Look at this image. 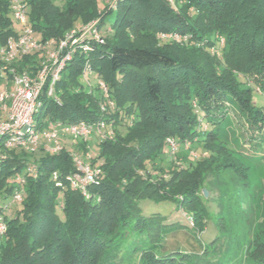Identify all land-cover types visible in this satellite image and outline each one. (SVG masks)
<instances>
[{"label":"trees","instance_id":"16d2710c","mask_svg":"<svg viewBox=\"0 0 264 264\" xmlns=\"http://www.w3.org/2000/svg\"><path fill=\"white\" fill-rule=\"evenodd\" d=\"M12 1L0 0L1 47L20 33ZM22 1L40 42L95 19L105 43L74 55L55 98L47 82L34 116L36 130L83 122L89 137L64 135L56 153L42 138L34 151L0 145V264H264L249 168L218 135L231 98L264 143L252 97H264V0ZM169 33L186 42L161 37ZM41 59L11 66L34 73ZM191 145L203 154L193 157ZM75 156L95 171L88 198L72 186ZM203 189L217 191L215 211ZM147 200L174 203L180 217L143 214Z\"/></svg>","mask_w":264,"mask_h":264},{"label":"built area","instance_id":"2783aa9c","mask_svg":"<svg viewBox=\"0 0 264 264\" xmlns=\"http://www.w3.org/2000/svg\"><path fill=\"white\" fill-rule=\"evenodd\" d=\"M114 1L119 0H113V3ZM11 15L20 27V33L17 37H9L0 49L2 56L0 78L4 76L13 85L12 91L3 90L0 93L2 108L8 109L6 119L0 121V145L3 144L6 148L32 147L30 150L34 151L42 138L47 143L53 144L49 150L51 153H56L60 150V137L68 135L74 139H86L89 137V129L83 122L64 125L53 121L48 123L45 130H36L34 116L41 104L40 95L43 88L48 82L46 96L55 98L53 86L74 55L79 53L88 55L89 52H93L94 47L104 45L105 39L97 28L98 20H94L66 32L58 41L52 39L43 43L34 38L32 29L27 26L26 7L22 0L12 1ZM161 37L178 43L185 40V37L178 33L163 34ZM220 42L222 44V39ZM36 52L42 55V59L34 73L17 72L11 66L13 62L20 61ZM88 63L86 62L83 68L84 74L91 73ZM99 85L106 94L104 85L101 83ZM100 109L103 110L104 107L101 106ZM168 142L174 151V144L171 141ZM73 161L79 173L73 177L72 186L78 188L88 198L85 185L93 182L95 171L82 165L76 156ZM187 220L192 225L191 219L187 218ZM1 225L3 224L0 223Z\"/></svg>","mask_w":264,"mask_h":264},{"label":"rangeland","instance_id":"374dc122","mask_svg":"<svg viewBox=\"0 0 264 264\" xmlns=\"http://www.w3.org/2000/svg\"><path fill=\"white\" fill-rule=\"evenodd\" d=\"M56 3H59V0H54ZM113 0H106V3L110 6ZM112 6V5H111ZM109 16L108 18H110ZM95 19H92L93 21ZM83 25V24H82ZM81 25V26H82ZM85 25V24H84ZM87 25V24H86ZM186 42V38L184 41L180 42L184 44ZM176 44L178 42H175ZM221 44V42L219 43ZM223 44V41H222ZM1 49V43H0ZM0 53V59H1ZM1 71V70H0ZM92 86H95L97 81L90 80ZM12 82L10 81L8 86H3L4 91L8 90L9 92L12 91ZM253 104L257 107H262L261 111L264 115V97L259 96L256 93H253ZM228 104L220 114H224L225 118H223V123L221 124L218 135L220 138L221 143L225 146L229 147L233 153V157H236L242 162L243 166H247L249 168L248 177H247V193L250 194V197L253 202L254 210L256 213V222L257 227L256 229H264V143L261 144L262 136L257 134H253L252 130L247 126L244 116L240 115L238 109L233 103V100L230 98L228 99ZM7 105L9 104L7 101L5 102ZM1 104V103H0ZM2 105V104H1ZM0 105V108H2ZM6 110H0V117L5 115ZM222 118V117H221ZM5 120V119H4ZM264 136V134H263ZM263 142V141H262ZM188 152L193 157H200L203 154V151L200 146L191 145ZM183 155V154H182ZM179 158H181V154L177 156H173L172 160L174 161V165L178 166L180 162ZM171 160V159H170ZM173 164V163H172ZM163 165H166L163 162ZM234 188L235 185H234ZM206 190V189H204ZM207 192V190H206ZM246 192V190H245ZM218 193L214 190H209L207 192L206 199L209 200V203L206 204V208L209 211H215L216 207V199ZM233 198L237 199V194L232 195ZM205 198V197H204ZM139 206L143 214L149 213H160L161 215H168L169 219H178L180 214L175 212V205L174 203L164 201L163 202H153V201H140ZM184 214V213H182ZM4 233V226H0V235ZM214 235V230L212 226L208 227V231L205 232L203 236V241H209Z\"/></svg>","mask_w":264,"mask_h":264},{"label":"crops","instance_id":"0c3cea01","mask_svg":"<svg viewBox=\"0 0 264 264\" xmlns=\"http://www.w3.org/2000/svg\"><path fill=\"white\" fill-rule=\"evenodd\" d=\"M8 84H9V82H8V80L5 79L4 76L0 78V93L4 90L3 86H8ZM1 107H2V105H1ZM0 110H3V108H0ZM4 110H6V109H4ZM7 112H8V109L5 111V115L4 116L2 115V117H0V121H3L4 119H6Z\"/></svg>","mask_w":264,"mask_h":264},{"label":"water","instance_id":"95a60500","mask_svg":"<svg viewBox=\"0 0 264 264\" xmlns=\"http://www.w3.org/2000/svg\"><path fill=\"white\" fill-rule=\"evenodd\" d=\"M202 193H203V196L206 198V196H207V192H206V190H202Z\"/></svg>","mask_w":264,"mask_h":264}]
</instances>
